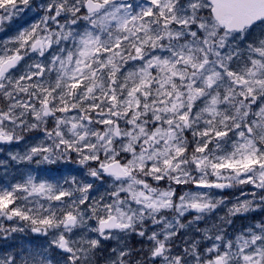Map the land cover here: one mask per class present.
Segmentation results:
<instances>
[{
    "label": "snow or ice",
    "instance_id": "obj_1",
    "mask_svg": "<svg viewBox=\"0 0 264 264\" xmlns=\"http://www.w3.org/2000/svg\"><path fill=\"white\" fill-rule=\"evenodd\" d=\"M258 32L264 34V0H0V148L20 147L14 129L27 125L36 130L26 137L32 154L63 149L79 156L92 178L44 155L51 167L21 168L12 181L0 177V217L30 222L33 232L67 228L77 213L95 210L92 196L77 205L74 194L111 181V202L100 201L109 216L100 223L127 226L119 219L129 200L155 210L178 195L177 189L153 198L156 188L141 175L179 186L188 182L189 160L218 177L231 170L244 177L240 183L259 179L264 186V40L235 43L241 33L247 40ZM185 130L201 139L186 147L179 135ZM213 145L230 151L210 155ZM18 193L51 202L47 214L17 206ZM258 220L253 215L235 242L209 249L206 264H231L233 247L242 264H264ZM59 246L71 257L63 236ZM11 247L0 240V252ZM0 264H15L12 254Z\"/></svg>",
    "mask_w": 264,
    "mask_h": 264
},
{
    "label": "clouds",
    "instance_id": "obj_2",
    "mask_svg": "<svg viewBox=\"0 0 264 264\" xmlns=\"http://www.w3.org/2000/svg\"><path fill=\"white\" fill-rule=\"evenodd\" d=\"M10 11L5 9V13ZM256 40H264V34L258 32L254 37L245 40L244 33H241L235 43L242 41L244 45H248ZM24 119H29L27 114ZM202 125V120L197 121L194 128ZM34 131L36 130L27 125L23 129H14V136L24 140V143L18 148H11L10 145L0 148V177L5 181H12L17 179L21 168L51 167L52 165L43 159L44 155H48L55 161L56 167L82 168L84 175L92 179L88 176V169L79 163L80 157L73 156L63 149L59 150V154H32L26 137ZM191 132L192 130H185L179 134L181 142H186V147L192 144L193 140L201 139L194 137ZM54 140L55 138L53 145L49 146H54ZM11 143L18 144L19 140L14 139ZM227 151H230L229 147L221 145V149L217 150L213 145L209 154L222 155ZM9 152L17 158H11ZM27 156H32V159H26ZM20 157L25 159L22 161ZM184 170L189 173L188 182L179 186L167 179L160 184L149 180L146 175H141L140 178L148 181L150 187L156 188V192L151 193L153 198L159 197L161 191L177 192V189L178 195L164 198L171 199L172 203L155 210L143 208L129 200L124 205L126 216L119 219L121 225L127 226H117L116 221L100 223L101 218L107 220L109 216L100 201L111 202L108 200L111 181L104 182V187L98 184L92 192L74 194L77 205L81 196H92L95 210L90 214L87 210H82L83 215L77 213L78 222L67 228L60 225L58 228L48 229L47 233L33 232L30 222L18 218L9 221L6 216L0 217V240H7L8 244L13 245L7 248L6 252H0V257L11 253L15 264H25V257H28L27 264H40L37 253L44 257L45 264H206L209 249L229 238L235 242L239 234L245 233L244 226L253 215L259 216L257 222L264 223V186H257L260 185L259 179L255 180V184L240 183V179L244 177H238L231 170H223L218 177L210 168L206 171L195 169L190 160L184 165ZM258 172L259 169H256L251 175L255 178ZM200 178L209 184L219 183L225 186L198 188L195 181ZM26 195L17 194V206L32 214H47L51 202L36 196L25 199ZM179 196H184V200H180ZM193 201L202 207L192 208ZM62 206L67 210V205ZM56 211L59 217L61 212L59 209ZM112 215L118 216V213L113 212ZM128 216H131V220ZM60 236H63L67 248L73 250L71 257L65 258V249L59 246ZM260 246V243L250 245L253 250ZM238 256L236 247H233L231 264H242Z\"/></svg>",
    "mask_w": 264,
    "mask_h": 264
}]
</instances>
